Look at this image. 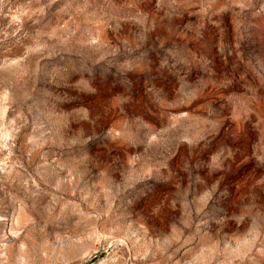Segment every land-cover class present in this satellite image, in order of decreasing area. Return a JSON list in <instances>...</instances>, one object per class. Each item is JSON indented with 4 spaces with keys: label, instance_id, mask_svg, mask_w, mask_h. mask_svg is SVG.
<instances>
[{
    "label": "rangeland",
    "instance_id": "rangeland-1",
    "mask_svg": "<svg viewBox=\"0 0 264 264\" xmlns=\"http://www.w3.org/2000/svg\"><path fill=\"white\" fill-rule=\"evenodd\" d=\"M0 264H264V0H0Z\"/></svg>",
    "mask_w": 264,
    "mask_h": 264
}]
</instances>
